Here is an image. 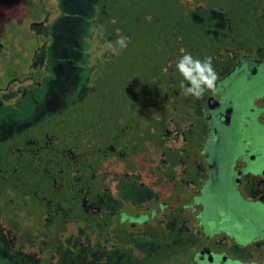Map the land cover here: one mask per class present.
Listing matches in <instances>:
<instances>
[{"label":"flooded vegetation","instance_id":"obj_1","mask_svg":"<svg viewBox=\"0 0 264 264\" xmlns=\"http://www.w3.org/2000/svg\"><path fill=\"white\" fill-rule=\"evenodd\" d=\"M113 1L0 0V264H264V0L130 23L160 54L147 72L115 67L134 29ZM185 53L217 73L199 99Z\"/></svg>","mask_w":264,"mask_h":264},{"label":"rangeland","instance_id":"obj_2","mask_svg":"<svg viewBox=\"0 0 264 264\" xmlns=\"http://www.w3.org/2000/svg\"><path fill=\"white\" fill-rule=\"evenodd\" d=\"M215 2L216 0H210L209 2ZM73 0H67V4L65 8L68 10L69 7H71ZM113 7L115 8L114 11L116 14L120 15L124 13V15L128 18V27L129 29H134L131 24H146V16L152 15L154 13H158L160 15V22H162V19L168 23H176L177 21L181 20L180 14H179V4H177V0H114ZM74 7V5L72 6ZM246 5L243 3L235 4L233 6V17L234 19H237V27L238 29H244L245 26L253 24V22L248 21L246 24L239 22L241 18L244 17L245 14H247ZM87 11H89L88 8H86ZM83 7L79 11L80 13H83L86 11ZM64 11V10H63ZM196 17V16H195ZM158 18V17H157ZM194 18V17H193ZM196 23L200 24L203 23L200 21L199 17H196ZM213 19V17H212ZM61 21L60 29L57 32V46L61 45L65 36L69 35V42L67 45H69V53L66 49H63L62 55H67L68 58H73L74 61L79 57V53H77L74 49V46L80 44L82 40L81 37L84 36L81 33V28L78 29L77 25L80 26L81 23L76 22L74 16H68L65 17L63 15ZM75 21L76 23L74 24ZM189 23L190 20L188 19ZM214 22L213 20L205 22L207 24ZM131 23V24H130ZM82 25V24H81ZM145 26V25H144ZM65 30V31H63ZM241 33H245L244 31H241ZM264 34H260L262 37V40H264ZM151 35H142V33L136 32L135 29L133 30L132 35L128 38V45L125 49H120L119 54L116 55V61H121L122 63L115 64V67L118 65H125L124 69L128 70V72H133L136 69L141 72H147V69L145 67L154 66L157 61L159 60L160 54L156 51H154V48L150 43H148L147 40L151 39ZM146 38V39H145ZM247 39L249 42L253 41L252 37L247 36ZM72 46V47H71ZM54 61V60H53ZM71 70V68H70ZM116 71V69H113ZM4 118L0 117V125L3 123Z\"/></svg>","mask_w":264,"mask_h":264},{"label":"clouds","instance_id":"obj_3","mask_svg":"<svg viewBox=\"0 0 264 264\" xmlns=\"http://www.w3.org/2000/svg\"><path fill=\"white\" fill-rule=\"evenodd\" d=\"M127 45L128 38L120 36L109 42L108 47L114 55H118L119 50L127 48ZM175 70L183 77V81L190 85L185 87L182 81L181 87L188 95L197 99L201 98L206 90L213 89L218 79L211 57L201 60L194 58L191 53H185L176 61Z\"/></svg>","mask_w":264,"mask_h":264},{"label":"trees","instance_id":"obj_4","mask_svg":"<svg viewBox=\"0 0 264 264\" xmlns=\"http://www.w3.org/2000/svg\"><path fill=\"white\" fill-rule=\"evenodd\" d=\"M157 17H160V15L157 16L156 13H154V14H152V15H147V16H146V21H145V23H146V24L157 23V22H158V21H157ZM167 23H168V22H167Z\"/></svg>","mask_w":264,"mask_h":264}]
</instances>
